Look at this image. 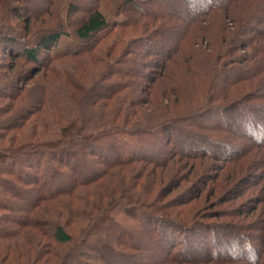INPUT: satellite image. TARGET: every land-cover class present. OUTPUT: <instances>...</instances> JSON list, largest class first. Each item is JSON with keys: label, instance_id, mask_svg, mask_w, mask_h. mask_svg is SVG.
I'll list each match as a JSON object with an SVG mask.
<instances>
[{"label": "trees", "instance_id": "16d2710c", "mask_svg": "<svg viewBox=\"0 0 264 264\" xmlns=\"http://www.w3.org/2000/svg\"><path fill=\"white\" fill-rule=\"evenodd\" d=\"M80 1L0 0V264H264V224L181 215L146 201L147 180L126 196L117 174L166 161L145 148L194 157L239 131L264 152V0ZM104 1L129 19L110 26ZM213 18L221 35L199 39ZM202 40L210 71L183 61Z\"/></svg>", "mask_w": 264, "mask_h": 264}, {"label": "rangeland", "instance_id": "374dc122", "mask_svg": "<svg viewBox=\"0 0 264 264\" xmlns=\"http://www.w3.org/2000/svg\"><path fill=\"white\" fill-rule=\"evenodd\" d=\"M79 3H81L80 0ZM102 4L105 7L110 26L114 22L117 24L119 20L129 19L130 11H128V9H123L120 4L117 7L114 3L110 5L108 1H104ZM155 6L156 4H154V6L153 4H141L143 10H145V8H154ZM232 12L236 13L237 7H233ZM207 20L208 21L203 25L211 24L203 26L204 28L199 31L201 36L198 37L199 39L203 37L209 41L207 37L211 36L207 34L211 32L216 38L218 35H221V26L216 18H213L212 21H209V19ZM246 36L249 35L246 34ZM70 37L71 36H64L60 38L58 44L59 50L68 43V40L72 39ZM195 47L201 49L203 55H199L198 60L193 61L184 58L183 61L188 64V67L190 66L192 68V65H194L199 71H210L211 64H206L204 62L205 60L203 61L204 53H206L204 50L207 49L206 41L204 42L202 40L201 43ZM211 48L213 51H216L221 48V45L216 43L215 40V42L212 43V47L209 46L208 50ZM239 53L245 52L240 51ZM142 61L146 64V67L141 69L142 72L156 73L160 71L156 65H152L154 62L153 58H145ZM12 65L15 66V64ZM18 68L23 69L24 67L16 65L12 72H10V75H14ZM32 68L34 67L29 66L24 69L31 71L33 70ZM260 89H264V86H261ZM254 101L257 103H264V100L255 99ZM166 103L171 105L170 101H166L165 104ZM173 103L176 106L179 105V102L176 100ZM150 110L152 111V109ZM167 117L168 115L163 118ZM192 129L195 131L194 127H192ZM197 133L201 135H213L211 132L209 134L207 130H200L197 131ZM216 137L223 138L224 136L219 134ZM228 141H231L229 147L223 146L220 149L218 147L215 148L206 145L201 150H192V152L196 154L194 157L181 154L178 155V152H174L176 150L173 149L171 145H169L166 150L161 151L156 148H145L147 153L153 156L152 158L159 160L166 157L167 159L164 163L160 164L136 162L118 167L117 174L122 178V185L127 188L125 192L127 194L126 196H132L134 193L136 195L142 194L141 185L144 184L138 182L147 180V186L151 190V194L146 199L147 202L159 204L166 203L172 207L180 205L179 208L176 209L181 210V215L183 214L185 216L184 211H188V214L189 211H191L192 214L206 215L204 221L210 223L217 224L226 222L236 224L237 221H240V223L247 224L248 221H257L258 225L261 226L264 224V169H256L257 166L255 165H260L257 164V162H261L260 158L264 152L261 153L258 148L255 149L254 147L251 149L244 147V144H248L249 139L246 135L242 136L241 131L229 138ZM240 141L242 143L244 142L241 144L243 146H235V143ZM234 149H243L245 151L243 153L244 156L241 154V158L237 159L238 164L233 162L225 163V161L220 160L223 157L227 158L231 156ZM247 149L250 151L246 153ZM182 151L188 152L183 148ZM126 153L131 154L133 152L127 149ZM259 174H262L260 178L255 177ZM92 187L98 189L99 186L98 184H94ZM131 188H133L132 191L130 190ZM136 195L134 196L137 197ZM181 203L183 204L181 205ZM116 212L117 209L114 213ZM241 212L244 214L240 216L239 214ZM124 217L125 215L121 214L118 216V219L123 220ZM126 219L129 221L128 218ZM247 231L252 233V230L247 229ZM255 233L259 235L261 231L256 230ZM252 242L255 243V241ZM38 264H43V261H39Z\"/></svg>", "mask_w": 264, "mask_h": 264}]
</instances>
